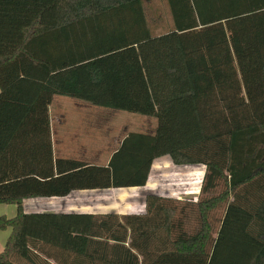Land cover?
I'll list each match as a JSON object with an SVG mask.
<instances>
[{
	"label": "trees",
	"instance_id": "16d2710c",
	"mask_svg": "<svg viewBox=\"0 0 264 264\" xmlns=\"http://www.w3.org/2000/svg\"><path fill=\"white\" fill-rule=\"evenodd\" d=\"M166 2L172 28L153 36L142 0H0V203L17 205L0 215L11 228L0 264H264V0ZM55 92L143 114L153 109L138 92L175 117L184 105L198 137L164 138L158 117L155 134H129L107 165L56 158ZM163 154L203 165L195 201L147 194L137 214L22 211L24 198L142 186Z\"/></svg>",
	"mask_w": 264,
	"mask_h": 264
},
{
	"label": "crops",
	"instance_id": "0c3cea01",
	"mask_svg": "<svg viewBox=\"0 0 264 264\" xmlns=\"http://www.w3.org/2000/svg\"><path fill=\"white\" fill-rule=\"evenodd\" d=\"M168 32V31H167ZM166 33V32H164ZM163 33V34H164ZM161 35V34H160ZM153 36H159L153 35ZM74 79V75L70 76ZM57 82H61V79H55ZM167 88V85L160 84L157 85L152 90L162 91L160 88ZM51 89V88H49ZM134 89L133 91H137ZM148 95L151 89L146 90ZM142 92L134 94V97L139 99L140 104H147L150 108H154L155 114H143L138 111H131L122 108H114L110 106L97 105L89 100L75 97L72 95L54 93L52 101L48 108L49 113V125H50V135H51V145L52 152L56 158H74L84 161L89 164H103L107 165L110 161L111 156L116 152L117 146L120 145L122 141L129 134H146L149 132L156 133L159 124V118L161 123L166 126V135L171 138H181L184 140L185 136L188 135L187 120L182 119L180 125H178L175 120L180 117H175L179 115V110L172 113L166 111V107L170 105L167 101H162V99L157 103L153 99L149 101L141 102ZM163 93V92H162ZM162 93L159 96H162ZM184 105H176L177 109H183ZM107 109L117 112L114 116L118 120L124 121L125 124L137 123V125L128 128L127 125L124 127L126 132L120 136L119 142L115 143L112 150H109V143L105 147L104 145H94L95 131H94V109ZM119 111H125L132 114L142 115L141 117L136 116H126L119 113ZM182 111V110H181ZM157 114V115H156ZM156 116V117H155ZM159 118H158V117ZM98 118H105V121L109 120L107 116H98ZM102 120V119H101ZM136 121V122H134ZM156 124V127L153 126ZM107 124V123H106ZM91 126V127H88ZM138 126V127H136ZM143 126V127H142ZM164 126V127H165ZM140 127V128H139ZM139 128V129H138ZM153 128V130H152ZM156 128V129H155ZM150 129L151 131H148ZM90 135V137H88ZM104 137L100 136L99 139ZM103 139V138H102ZM101 139V141H102ZM102 144V143H100ZM168 171L169 173H166ZM194 174H190L191 172ZM160 174L158 176L152 177L153 173ZM165 172V173H160ZM204 173V167L201 164H191V165H174L167 154L161 155L160 157L154 158L151 169L149 171L148 178L144 185L142 186H127V187H117V188H106V189H86V190H75L64 197H30L24 198L21 201L22 211L25 213H43V212H53V213H117V214H129V213H143L144 210L132 211V203H140L143 205L145 197L147 194H156L163 196L161 191L167 195L164 197H172L182 200H195L199 194L200 183ZM167 176V182L164 185H160L161 179L159 176ZM166 176V177H167ZM196 176V179L192 178ZM192 179V180H191ZM191 180L192 182H190ZM191 184H193L191 186ZM128 190V191H127ZM132 193L139 196L138 199L132 200L131 198L119 197V194L123 192ZM114 194V200L110 198V195ZM17 213V205L15 203H0V215L7 218H13ZM11 233V228L0 230V252L3 250L6 240ZM53 263V260H49ZM85 264H93L89 260L85 261ZM103 264V263H98Z\"/></svg>",
	"mask_w": 264,
	"mask_h": 264
},
{
	"label": "rangeland",
	"instance_id": "374dc122",
	"mask_svg": "<svg viewBox=\"0 0 264 264\" xmlns=\"http://www.w3.org/2000/svg\"><path fill=\"white\" fill-rule=\"evenodd\" d=\"M142 1H143V7H144L146 19H147L148 28H149L151 34L152 35H158V34L160 35V34H163L164 32L169 31L172 28V21H171L169 8H168L166 0H142ZM173 109L174 108H171L169 106L166 107V111L169 112V113H172ZM155 111L156 110L153 108V114H151V115H154ZM116 113L117 112L112 111L110 109L109 110L100 109V108H95L94 109V116L96 117L95 118V123H94V126H93L94 131H95L94 145H96V144L101 145V146L104 145L103 147H105L109 143L108 149L112 150L113 146L115 145V143L119 142V138L123 134V132L125 133L126 130H128L126 128L124 129V127L127 124H125L124 121L122 122L121 120H118L117 117H119V116H114V114H116ZM119 113H121L122 115H126V116H128V115L129 116H136V117H141L142 116V115H139V114H132V113H128V112H125V111H119ZM180 115H181V118L176 120V121H181L183 118L188 120V118L190 117L188 115L187 109H182V113ZM98 116H103V117L107 116V117H109V120L105 121L106 120L105 118H98ZM134 122H136V121H134ZM156 124L157 123H155V125H153V126L156 127ZM134 125H137V123H133V122L132 123H128L127 127L131 129L132 126H134ZM164 126L165 125H162V127L160 126V130H158V132L157 131L156 132L157 133H161L162 136L165 138V136H166V126L165 127ZM88 127H91V126L88 125ZM136 127H138V126H136ZM152 130H153V128H152ZM148 131H151V130L148 129ZM151 133H153V132H149V133H146V134H151ZM101 135L104 136V137H102L103 139L101 138L102 141H101V139H99ZM186 136L188 137V140H194V139H196L198 137V133L195 132L194 129H193V131L191 130V132H189V134L186 135ZM88 137H90V135ZM162 140H164V139H162ZM162 140H159V141H162ZM100 143H102V144H100ZM176 143H178V142L175 141L174 144H176ZM116 146L118 148L120 145L116 144ZM159 151H161V149ZM163 155H165V154H163ZM151 165H152V163H151ZM150 169H151V166H150ZM150 169H149V171H150ZM149 171L147 173V178H148V175H149ZM165 172L169 173L168 171H165ZM165 172H160V173H165ZM190 172H191L190 174H194L195 173V172H192V171H190ZM158 175H160V174L159 173L156 174V172H155V173H153L152 177L156 178V176H158ZM164 175L165 176H159L158 177V179H161V181L159 182L161 186L164 185L165 183H168L167 180H168V177L170 176V175L167 176L166 174H164ZM192 178L196 179V176H193ZM191 180H189V181L192 182ZM192 185L193 184H191V186ZM127 191L123 192L122 194H119L118 196L122 197V198H131L132 200L138 199L139 196H142V199H143V196H144L143 193H139L138 195L137 194L134 195L132 193H128ZM161 193H162L163 196L167 195L166 193L164 194V192H162V191H161ZM114 197H115L114 194L110 195V198L112 200H114ZM197 198H198V195H197L196 199ZM195 200H189V201H195ZM140 208H142L144 210V202H143V205L140 204V203L139 204L138 203H134V202L132 203V208L131 209H132L133 212L142 210Z\"/></svg>",
	"mask_w": 264,
	"mask_h": 264
}]
</instances>
